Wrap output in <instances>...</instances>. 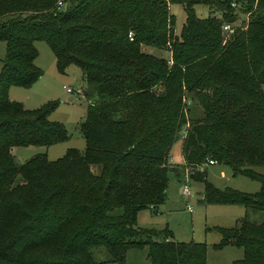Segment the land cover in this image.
Here are the masks:
<instances>
[{"label": "trees", "instance_id": "obj_1", "mask_svg": "<svg viewBox=\"0 0 264 264\" xmlns=\"http://www.w3.org/2000/svg\"><path fill=\"white\" fill-rule=\"evenodd\" d=\"M171 3L185 13L178 34ZM197 4L209 14L196 16ZM224 23L235 29L223 42ZM0 40V264H125L127 251L142 249L149 264H205L203 243L136 225L138 211L164 202L168 171L179 174L167 157L182 130L184 168L201 183V201L245 209L237 226L217 228L214 248H241L232 264H264V0H0ZM36 40L59 72L81 71L84 148L18 162L12 147L67 138L46 119L56 101L28 109L8 98L11 86L41 76ZM185 100L199 116H187ZM208 160L258 181V191L215 188L196 169ZM99 248L107 259L94 258Z\"/></svg>", "mask_w": 264, "mask_h": 264}, {"label": "rangeland", "instance_id": "obj_2", "mask_svg": "<svg viewBox=\"0 0 264 264\" xmlns=\"http://www.w3.org/2000/svg\"><path fill=\"white\" fill-rule=\"evenodd\" d=\"M169 12L174 17V33L178 34L184 22V10L180 4L171 3L169 4ZM194 13L198 17H205L209 11L207 7L197 4L194 6ZM242 18L245 16H241L240 19ZM237 23H240L239 19ZM34 47L36 50L34 64L41 70V76L27 88L11 86L8 98L20 102L24 108L28 109L56 101L57 106L46 116V119L60 122L66 131L67 138L49 146L12 147L11 153L18 162H23L37 153H43L48 160H54L62 156L68 148H75L79 151L84 148V140L78 127L87 105V100L81 94L83 85L81 71L75 65L70 64L63 72H59L55 66L54 56L45 41H34ZM142 49L158 57H169V52L165 49L160 50L147 45L143 46ZM3 55L4 42L0 40V67ZM66 88L73 90V92H67ZM76 89H79L80 93L74 92ZM184 104L188 117L200 115L198 107L187 100ZM180 144L181 139L178 138L170 147L169 155L174 160H180ZM205 178L219 190L229 187L242 194H253L259 189L258 181L240 174L232 176L228 167L219 164L206 167ZM182 184V176L177 179L173 171H168V189L165 195V204L162 206L164 208L162 217L165 218L166 227L172 233V239L180 242L203 243L205 245V264H232L234 260L241 258V248L225 245L216 249L213 245L220 238L217 228L237 226L238 220L245 214L244 207L237 203L202 202L201 183L193 179H188L187 186L190 194L184 198L181 194ZM144 213L142 212L146 216ZM154 214L155 212L151 216ZM247 216L249 220L254 222H259L262 219L261 213H249ZM93 255L96 260H105L108 257L103 248L95 249ZM125 264H149L146 250L127 251Z\"/></svg>", "mask_w": 264, "mask_h": 264}, {"label": "crops", "instance_id": "obj_3", "mask_svg": "<svg viewBox=\"0 0 264 264\" xmlns=\"http://www.w3.org/2000/svg\"><path fill=\"white\" fill-rule=\"evenodd\" d=\"M10 90L11 89L9 88L8 93L10 92ZM8 96H9V94H8ZM169 151H170V149H169ZM167 162L170 166H172V167L176 166L179 169L178 175L176 173H174L176 178L178 179L181 176V169L182 168L184 169V160H183V156H182V152H181V144H180V160H174V158L172 156H170L169 152H168ZM214 165H216V163L206 165L204 167L205 171H206V167L214 166ZM175 188L178 189V187H175ZM167 189H168V185L166 187V191H167ZM165 201H166V196H165L164 202L155 208L154 216H151L153 213L149 209H142V210L138 211L136 214V225L138 227H142V228H156V229H161L163 227H166L167 223L165 221V218L162 217V213H163V209H164V208H162V206L165 204ZM142 212H145L144 214H146V216L143 215Z\"/></svg>", "mask_w": 264, "mask_h": 264}, {"label": "built area", "instance_id": "obj_4", "mask_svg": "<svg viewBox=\"0 0 264 264\" xmlns=\"http://www.w3.org/2000/svg\"><path fill=\"white\" fill-rule=\"evenodd\" d=\"M59 4V2H58ZM231 6H234V3H231ZM235 29V26H233L232 24H227V23H224L220 26V30H221V33H222V36H223V42L229 37V35H231L233 33ZM66 91L67 92H73V90L69 89V88H66ZM74 92L76 93H80V90L79 89H76ZM185 135V131L182 130L181 132V138H183ZM215 161L213 160H208L206 163L204 164H201V165H198L196 167L197 170L201 171L204 169V167L206 165H209V164H214ZM181 176L183 178V184L181 185V194L183 197H187L189 196L190 194V190H189V187L187 186V182H188V168H184L182 173H181Z\"/></svg>", "mask_w": 264, "mask_h": 264}]
</instances>
